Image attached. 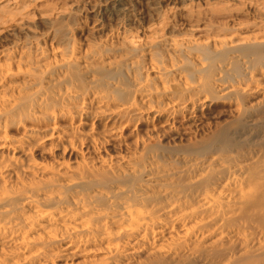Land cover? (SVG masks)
Masks as SVG:
<instances>
[{
	"label": "bare ground",
	"instance_id": "bare-ground-1",
	"mask_svg": "<svg viewBox=\"0 0 264 264\" xmlns=\"http://www.w3.org/2000/svg\"><path fill=\"white\" fill-rule=\"evenodd\" d=\"M163 48L166 59L149 58L150 75L143 77L134 60L116 57L90 56L77 68L60 60L47 74V88L39 82L41 70L0 67V124L33 110L54 119L56 104L73 105L71 120L88 124L81 134L67 128L15 141L18 149L57 142L53 149L73 163L26 160L21 169L32 180L0 187V264H51L49 256L83 264L86 247L96 243L103 246L96 264H264V164L254 148L247 151L216 130L159 158L147 155L136 134L168 132L172 117L190 112L192 119L208 110L215 92L238 106L244 97L235 68L264 62V36L217 35L198 43L168 41ZM15 76L22 82L8 85ZM246 87L248 97H264V84ZM7 146L0 142L1 160ZM105 146L112 152L108 162L100 156ZM82 150L93 160L74 155ZM25 229L39 234L29 238Z\"/></svg>",
	"mask_w": 264,
	"mask_h": 264
},
{
	"label": "rangeland",
	"instance_id": "rangeland-1",
	"mask_svg": "<svg viewBox=\"0 0 264 264\" xmlns=\"http://www.w3.org/2000/svg\"><path fill=\"white\" fill-rule=\"evenodd\" d=\"M217 35L237 40L242 36L250 39L264 36V0H0V67L36 73L41 70L39 82L44 88H47L44 84L47 74L60 60H72L74 68L90 56L105 60L116 57V60H128V63L134 60V71L143 77L150 75L149 58L161 61L163 56V60L166 59L163 48L166 42L198 43ZM235 70L239 76V82L235 84L244 97L238 106L229 97L215 92L218 99L208 110H197L192 119L190 112L172 117L173 125L166 133L145 135L137 129L136 134L144 139L147 155L166 158L174 149L220 130L243 144L247 151L254 148L264 164V97H248L246 87L252 82L264 84V62L247 66L246 70L245 67ZM59 77L62 79V75ZM85 78L84 75L83 80ZM52 80H57L54 73ZM7 82L11 86L22 79L15 76ZM70 87L73 86L62 85L57 92ZM61 109L64 115L59 114ZM51 111L55 114L54 119L47 120L46 115L40 117L42 111L33 110L17 121L0 124V142L8 145L2 150L0 159V187L5 185L6 189H15L32 180L31 175L21 169L26 160L38 165H55L53 162L56 161H64L67 165L73 163V159H67L60 149H53L57 142L52 145L42 143L38 147L26 143L22 149L14 145L19 138L29 134L39 138L67 128H75L79 134L87 131L88 124L78 127V119L71 120L67 114L73 113V105L56 104ZM181 116L185 119L179 125ZM74 155L82 156L87 162L93 160L92 154L84 150L81 155ZM100 156L108 162L112 158L111 148L100 149ZM6 164L12 167L11 171L3 168ZM31 215L32 212L26 213V216ZM25 232L29 238L39 234L28 229ZM86 248L80 260L83 264H96L101 259L103 246L96 243ZM48 262L65 264V259L49 256ZM188 264L199 263L190 261Z\"/></svg>",
	"mask_w": 264,
	"mask_h": 264
}]
</instances>
